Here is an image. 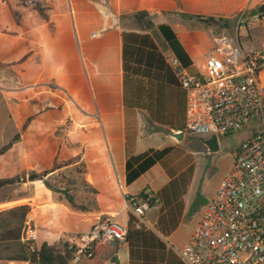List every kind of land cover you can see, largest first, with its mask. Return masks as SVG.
<instances>
[{"label": "crops", "instance_id": "obj_1", "mask_svg": "<svg viewBox=\"0 0 264 264\" xmlns=\"http://www.w3.org/2000/svg\"><path fill=\"white\" fill-rule=\"evenodd\" d=\"M263 4L264 0H66L65 4L59 3L57 14L52 17L50 23L37 26L27 32L26 36L21 33L24 40L41 47L42 54L37 56L35 64L25 61L18 69L20 73L17 78L20 85L16 90L18 101L15 102L7 93L11 78L6 75L4 69L10 67L0 64V124L6 125L13 120L17 124V132L8 138L0 131V149L20 133L22 121L18 113L25 109L29 100L39 94L36 90L44 86L53 87L71 97L82 117L81 126H100L105 148L88 155L106 151L111 167H96L94 171L98 169V172L93 176L92 167L86 160L88 155H83L85 172L82 199L74 194L76 190L68 195L48 188L45 185L46 178L66 167L44 180L30 181L29 176L33 174V169L29 166L28 156L37 148L29 152L30 134L23 133L11 148L0 156V179L27 175V182H16L0 189V259L8 257V247L13 244L20 248L25 245L22 232L28 219L33 220L37 231L36 247L44 243L55 246L66 243L86 233L93 224L108 215H122L124 222H121L127 226L129 216L125 213V196L138 195L146 188H150L148 190L155 194L172 178L178 177L187 169L181 168L171 174L163 168V161L130 186L126 184V163L130 156L142 154L149 149L180 148L188 134L184 129V140L173 143L168 133L180 130L158 124L146 111L125 105L123 33L141 31L134 19H125L123 16L146 11L156 28L163 24L171 26L196 67V62L205 63L206 56L212 50L213 37L217 35L216 28H221L220 25H209L207 19L222 18L231 23L238 21L242 13L258 9ZM57 19L60 20L56 23ZM56 27L65 29L59 32ZM243 36L246 37L244 44L259 46L264 41V25L249 26ZM168 52L167 59L172 54ZM167 90V94L173 93V97L166 103L165 118L185 127L186 92L178 87ZM45 92L49 91L41 93ZM12 104L18 106V113L13 112ZM158 165L161 170L157 175L146 179ZM109 170L114 172L122 200V206L117 212H107V197L102 191V183ZM76 180L77 177H73L68 181L71 188L79 186ZM142 180H145L142 188L137 192H130V189ZM192 183L193 180L184 196L185 209L180 226L191 208L192 197L188 196ZM21 207H27L28 210H19ZM159 209V206H156L148 210L155 224ZM147 220L154 226L148 217ZM19 228L21 238L3 236L7 231ZM192 233L193 231L187 236L183 246ZM15 235L18 236V232ZM79 264H131L129 245L124 241L111 246H99L92 260Z\"/></svg>", "mask_w": 264, "mask_h": 264}, {"label": "trees", "instance_id": "obj_2", "mask_svg": "<svg viewBox=\"0 0 264 264\" xmlns=\"http://www.w3.org/2000/svg\"><path fill=\"white\" fill-rule=\"evenodd\" d=\"M59 3L65 4L66 0H0L1 65L20 68L25 61H28V64H35L37 56L42 54V49L24 40L21 33L26 36L27 32L37 26L50 23L52 19L50 10L56 11ZM123 18L134 19L137 28L141 31L123 33L125 105L146 111L158 124L184 130L183 125H176L165 118L166 103L173 97V93L167 94V89L181 88L165 52H172L190 73H197V68L171 26L163 24L156 28L146 11L125 15ZM206 22L221 27L227 23L222 18H209ZM63 102L57 99L52 90L39 93L29 100L25 109L19 113L22 121L20 133L0 149V156L8 151L23 133H29V152L37 148L28 156L29 166L33 169V174L41 176L39 179L41 181L59 169L79 162L83 155L103 150L105 145L99 125L76 127L75 124H71L83 134V141L77 147H70L59 137L51 135L55 123L61 122L68 113ZM52 116L54 119H51ZM173 150V147L161 150L149 149L142 154L130 156L126 163V184L128 186L133 184L156 164L163 162ZM86 160L92 167L93 176L98 172V169L94 171L96 167H111L106 151L97 155H88ZM194 172V166H189L178 177L172 178L160 191L153 193L151 207L160 208L156 225L159 233L164 237H170L182 222L185 209L184 196L193 180ZM106 174L102 183V191L107 197L106 209L107 212H117L122 206L120 191L114 172L109 170ZM16 182H27V175L0 179V189ZM45 185L52 188L47 183ZM147 189L150 188L144 191ZM144 191L136 196L144 197ZM129 197V195L125 196V200ZM70 200L73 202L72 199ZM19 210H28V208L21 207ZM133 221L134 218L129 215L125 241L130 248L131 264H184L156 232L146 227L137 229ZM17 232L18 236L15 235ZM20 233L21 228L11 229L3 236L21 238ZM67 248V243L60 248L44 243L32 252L27 245H23L19 254L1 258L0 264H69L72 252Z\"/></svg>", "mask_w": 264, "mask_h": 264}, {"label": "built area", "instance_id": "obj_3", "mask_svg": "<svg viewBox=\"0 0 264 264\" xmlns=\"http://www.w3.org/2000/svg\"><path fill=\"white\" fill-rule=\"evenodd\" d=\"M241 14L235 34L213 37L204 70L190 73L171 54L169 64L186 92L188 135L226 137L259 117L262 129L244 140L233 154V163L208 201L188 242L175 248L184 264H264V41L257 47L242 41L249 26L264 25V13ZM130 196L127 209L140 229L147 220L154 194ZM128 227L108 215L86 233L68 240L69 264L95 257L96 248L126 240ZM22 240L34 252L37 231L32 219L23 227Z\"/></svg>", "mask_w": 264, "mask_h": 264}, {"label": "rangeland", "instance_id": "obj_4", "mask_svg": "<svg viewBox=\"0 0 264 264\" xmlns=\"http://www.w3.org/2000/svg\"><path fill=\"white\" fill-rule=\"evenodd\" d=\"M50 11L51 16L55 17L54 15L57 14V10L55 11L51 9ZM59 20L60 19H57L56 23ZM236 26L237 20L231 23L227 22L221 28H216V34H235ZM48 29L50 30L51 26H49ZM56 29H58L59 32H63L65 28L56 27ZM241 33H243V31ZM242 41H246L245 36L242 37ZM168 54L169 52L166 51L165 55L168 56ZM204 66L205 65L203 63L196 62L197 71H203ZM18 69L19 68H17L16 66L4 69L6 75L11 78V82L9 83V85H7L8 81H6V85L9 88V92L7 93H9L13 102L18 101L16 100V98H18L16 97L18 95V92H16V90L19 89L20 85L18 81L19 79L17 78L20 73ZM49 88H52V91L54 95L57 96L58 100L64 101L63 103L68 109V113L65 114L64 119L59 123H55V129L52 131L51 135L59 137L70 147H77L83 141V134L81 130L72 127L71 124H75L76 127H80L82 117L76 110L74 102L72 101L68 93L62 92L53 87L46 86L39 87L36 91L39 93H41L42 91H50ZM28 95L31 96L32 94ZM12 107L13 112L18 113V106L16 104H12ZM51 119H54L53 116L51 117ZM77 121L80 123H77ZM261 129L262 121L259 117H257L240 131L226 137L219 138L221 149L217 153H209L208 149L200 141V138L188 135L181 147L175 148L164 160L163 168H166L169 173L178 172L181 168H188L192 165L195 169L193 183L188 196L189 198L192 197L190 211L188 213V216L183 220V223L180 226L179 230L172 237L167 238L160 234L157 229V225L151 219L150 211L148 212L149 214L147 213L148 219L151 221V223L154 224L153 228L150 229L156 232L173 251L175 248L182 247L187 236L193 231L195 225L197 224V221L205 210L208 201L215 194L219 184L222 182L225 175L228 173L230 167L232 166L234 152H236V150L240 147L241 143L244 140L251 138ZM16 130L17 124L15 123V120L11 121L10 123H6V125L4 123L0 124V131L4 133L3 135H5L6 138L12 136L15 132H17ZM172 142L176 143L177 141L172 140ZM84 159L85 158L83 157L78 163L74 164L73 166L66 167L57 174H52L51 176L46 178V183L50 185L54 190L60 191L61 193H66L68 195L69 193L71 194L73 190H76V193L74 194L82 199L84 197V186L82 185L84 179L83 173L85 172ZM159 170H161L160 165L155 167L146 179H150L151 177H153V175H157ZM73 177H77L76 182L79 186H76V188L74 186L71 188L68 182ZM144 181L145 180H142L135 184L130 189V192L139 191L144 185ZM150 183L153 185L152 182ZM153 211L152 213H154ZM125 213L127 214V216L131 215V212L128 209L125 211ZM114 217L120 221H123L122 215H114ZM62 245H64V243L58 244L57 247L60 248L62 247ZM8 249L10 250L6 253V255L8 257H12L19 254L22 248L13 244L12 246L8 247Z\"/></svg>", "mask_w": 264, "mask_h": 264}, {"label": "water", "instance_id": "obj_5", "mask_svg": "<svg viewBox=\"0 0 264 264\" xmlns=\"http://www.w3.org/2000/svg\"><path fill=\"white\" fill-rule=\"evenodd\" d=\"M260 13H264V4L258 9H254L250 11L249 16L254 17ZM185 135L186 133L183 130L168 133V136L173 140L177 141L178 143L184 140ZM200 141L208 149L209 153H217L221 149L220 140L216 135H212L209 138H200ZM40 178L41 176L37 174H32L29 176L30 181H37Z\"/></svg>", "mask_w": 264, "mask_h": 264}]
</instances>
